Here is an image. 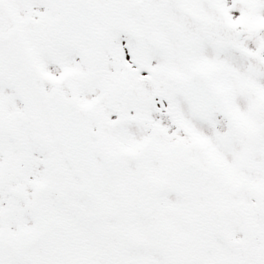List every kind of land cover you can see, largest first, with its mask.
Returning a JSON list of instances; mask_svg holds the SVG:
<instances>
[{
    "label": "snow or ice",
    "instance_id": "6c2138e0",
    "mask_svg": "<svg viewBox=\"0 0 264 264\" xmlns=\"http://www.w3.org/2000/svg\"><path fill=\"white\" fill-rule=\"evenodd\" d=\"M0 264H264V0H0Z\"/></svg>",
    "mask_w": 264,
    "mask_h": 264
}]
</instances>
